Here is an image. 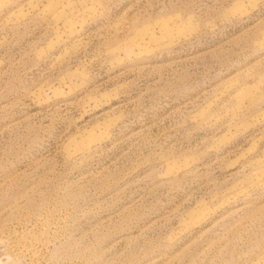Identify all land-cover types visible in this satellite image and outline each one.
I'll return each mask as SVG.
<instances>
[{
  "label": "rangeland",
  "instance_id": "374dc122",
  "mask_svg": "<svg viewBox=\"0 0 264 264\" xmlns=\"http://www.w3.org/2000/svg\"><path fill=\"white\" fill-rule=\"evenodd\" d=\"M0 264H264V0H0Z\"/></svg>",
  "mask_w": 264,
  "mask_h": 264
}]
</instances>
